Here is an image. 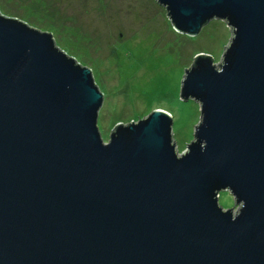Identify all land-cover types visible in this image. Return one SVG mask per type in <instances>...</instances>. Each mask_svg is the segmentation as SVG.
Wrapping results in <instances>:
<instances>
[{"label": "water", "instance_id": "1", "mask_svg": "<svg viewBox=\"0 0 264 264\" xmlns=\"http://www.w3.org/2000/svg\"><path fill=\"white\" fill-rule=\"evenodd\" d=\"M156 2L180 34L231 31L185 71L182 153L161 109L105 142L93 70L0 11V264H264V0Z\"/></svg>", "mask_w": 264, "mask_h": 264}, {"label": "rangeland", "instance_id": "2", "mask_svg": "<svg viewBox=\"0 0 264 264\" xmlns=\"http://www.w3.org/2000/svg\"><path fill=\"white\" fill-rule=\"evenodd\" d=\"M0 11L52 33L58 47L93 70L105 96L98 122L105 142L117 125L161 109L174 119L180 153L201 118L199 104L181 98L185 71L199 55L220 62L231 39L218 20L195 38L178 33L156 0H0ZM219 201L234 207L229 192Z\"/></svg>", "mask_w": 264, "mask_h": 264}, {"label": "trees", "instance_id": "3", "mask_svg": "<svg viewBox=\"0 0 264 264\" xmlns=\"http://www.w3.org/2000/svg\"><path fill=\"white\" fill-rule=\"evenodd\" d=\"M77 60L79 61V59L77 58ZM80 62V61H79Z\"/></svg>", "mask_w": 264, "mask_h": 264}]
</instances>
